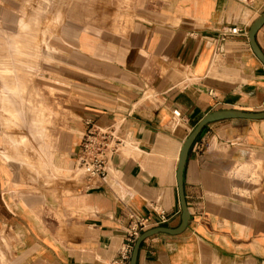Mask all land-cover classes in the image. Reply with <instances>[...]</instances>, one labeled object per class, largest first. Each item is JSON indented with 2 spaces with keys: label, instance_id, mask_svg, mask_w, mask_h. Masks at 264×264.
I'll use <instances>...</instances> for the list:
<instances>
[{
  "label": "crops",
  "instance_id": "obj_1",
  "mask_svg": "<svg viewBox=\"0 0 264 264\" xmlns=\"http://www.w3.org/2000/svg\"><path fill=\"white\" fill-rule=\"evenodd\" d=\"M17 1L0 0V38L13 55L24 54ZM97 1L72 4L71 16L129 19L118 37L73 22L70 36L60 31L58 92L75 118L57 174L33 182L30 165L16 164L14 132L0 127V264H109L135 217L146 218L143 230L178 226L175 170L187 134L214 110L264 111V67L247 37L264 0ZM255 41L264 54V23ZM13 58L0 60L1 78L15 72ZM18 89L2 84L6 124L15 123ZM90 123L117 128L123 140L98 182L75 165ZM183 192L186 227L144 239L136 264H264V118L207 123L188 150Z\"/></svg>",
  "mask_w": 264,
  "mask_h": 264
},
{
  "label": "rangeland",
  "instance_id": "obj_2",
  "mask_svg": "<svg viewBox=\"0 0 264 264\" xmlns=\"http://www.w3.org/2000/svg\"><path fill=\"white\" fill-rule=\"evenodd\" d=\"M77 3H81V0H19L16 2L14 19L15 41H18L24 54L13 55L0 38V60L8 62L12 56L16 60L15 72L9 73L6 79L0 77V95L3 83L11 86L19 84L18 94L10 98V105L17 109L9 113L15 123L6 124L0 113V127L5 134L14 132L13 137L19 142L17 147L12 145L16 154H19L16 156V164L19 167L30 165L32 175L36 177L32 179L33 182H39V179L47 182L57 174L53 164L66 152L70 136L74 133L71 122L75 117L66 110L65 103H61L58 92L62 73L59 69L62 55L58 43L60 31H63L64 38L70 36L73 22L100 27L101 30L110 27V34L118 37L129 19L118 16L72 17V4L76 6ZM95 4L100 5L101 1L98 3L96 0ZM17 20L20 22L17 23ZM63 61L65 65L66 60ZM68 69L65 65L64 75ZM38 127L42 130L41 138L38 137ZM23 135L24 142L20 137ZM41 140L46 142V147L49 146V161L45 151H42ZM41 162L46 165L42 166Z\"/></svg>",
  "mask_w": 264,
  "mask_h": 264
},
{
  "label": "built area",
  "instance_id": "obj_3",
  "mask_svg": "<svg viewBox=\"0 0 264 264\" xmlns=\"http://www.w3.org/2000/svg\"><path fill=\"white\" fill-rule=\"evenodd\" d=\"M231 34L239 32L237 27L227 28ZM173 115L179 116L178 110H172ZM123 144L117 128L113 126H97L90 123L80 136L75 154V165L82 170L88 180L98 182L107 175L110 156ZM163 220V211L160 213ZM146 218L135 217L130 223L128 241L120 249L109 264H128L131 248L135 238L144 229Z\"/></svg>",
  "mask_w": 264,
  "mask_h": 264
},
{
  "label": "water",
  "instance_id": "obj_4",
  "mask_svg": "<svg viewBox=\"0 0 264 264\" xmlns=\"http://www.w3.org/2000/svg\"><path fill=\"white\" fill-rule=\"evenodd\" d=\"M263 23H264V11L261 14H259L250 24L247 30V37H248L249 46L252 52L254 53V55L257 57V59L261 62V64L264 67V54L262 53L260 48L257 46L256 41H255V33L257 32V30L261 27ZM231 118H242V119H249V120L263 119L264 111L250 112V111L233 110V109L214 110V111L206 113L196 122V124L193 126V128L190 130V132L185 137L180 147L178 158H177V163H176L175 179H176L178 202H179L180 212H181L180 222L178 226L174 228L157 226V227H152V228H149V229H146L140 232L133 242L128 264H136L138 247L140 243L147 237L160 233V232H164L168 234H177V233H180L186 227L190 216H189L186 203H185V199H184L183 176H184V167H185L188 150L191 144L193 143L194 139L200 132V130L207 123L217 121V120H222V119H231Z\"/></svg>",
  "mask_w": 264,
  "mask_h": 264
}]
</instances>
